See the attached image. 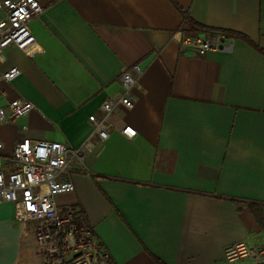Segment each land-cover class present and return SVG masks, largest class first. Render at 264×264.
I'll return each instance as SVG.
<instances>
[{
    "label": "crops",
    "instance_id": "crops-1",
    "mask_svg": "<svg viewBox=\"0 0 264 264\" xmlns=\"http://www.w3.org/2000/svg\"><path fill=\"white\" fill-rule=\"evenodd\" d=\"M177 2L184 13L171 0H41L30 23L41 49L0 52V71L21 69L0 85V104H35L0 125L3 154L24 138L80 146L90 115L121 95L122 72L138 64L134 107L112 115L109 139L86 157L90 171L75 164V191L59 203L82 208L113 264H250L224 251L264 245L248 205L264 203V0ZM186 14L237 35L226 49L182 50L171 35ZM26 233L14 204L0 202V264H26Z\"/></svg>",
    "mask_w": 264,
    "mask_h": 264
},
{
    "label": "built area",
    "instance_id": "built-area-1",
    "mask_svg": "<svg viewBox=\"0 0 264 264\" xmlns=\"http://www.w3.org/2000/svg\"><path fill=\"white\" fill-rule=\"evenodd\" d=\"M44 11L41 0H0V52L9 46L27 55L38 52L41 45L30 23ZM227 38L221 31L193 35L180 29L171 35V40L182 50L192 49L202 55L211 49L229 47ZM20 73L18 66L0 71V85ZM143 73L138 64L124 69L120 76L121 95L105 100L100 106L101 115H90L93 128L78 147L24 138L15 144L12 154L4 155V143L0 140V202L14 204L15 219L19 223L34 224L31 230H26L25 238L34 264H113L101 239L82 219V208L76 203L61 205L58 197L75 191V183L70 178L75 164L90 171L86 157L99 143L109 139L112 115L121 108L134 107V90ZM0 95H5L1 88ZM34 107L32 101L24 98L6 100L0 104V125L17 122ZM122 133L132 138L136 131L126 126ZM224 254L230 263L249 260L250 264H264V245L237 241L227 245Z\"/></svg>",
    "mask_w": 264,
    "mask_h": 264
},
{
    "label": "trees",
    "instance_id": "trees-1",
    "mask_svg": "<svg viewBox=\"0 0 264 264\" xmlns=\"http://www.w3.org/2000/svg\"><path fill=\"white\" fill-rule=\"evenodd\" d=\"M174 5L184 13L182 7L180 6V4L177 2V0H171ZM183 31L187 34H201V33H207L210 32L211 30H213V28L207 27L201 23H199L197 20H195L193 17H191L189 14H186L185 16V22L182 26ZM221 32H224L226 35L228 36H232L235 33L231 32V31H227V30H218ZM237 35V34H235ZM239 35V34H238ZM241 36V38H243L244 40H246L248 43L252 44V41L243 35H239ZM256 46V45H255ZM256 48L258 50H260L261 52L264 53V50L262 48H260L259 46H256ZM236 204L239 203L238 200H233ZM249 207L256 219V221L258 222L259 226L263 229L264 228V203H260V202H250ZM82 219H86L85 214L82 216ZM110 261L112 262V259L110 258Z\"/></svg>",
    "mask_w": 264,
    "mask_h": 264
},
{
    "label": "rangeland",
    "instance_id": "rangeland-1",
    "mask_svg": "<svg viewBox=\"0 0 264 264\" xmlns=\"http://www.w3.org/2000/svg\"><path fill=\"white\" fill-rule=\"evenodd\" d=\"M21 224H22V223H21ZM33 226H34V224L31 223V222L25 224V228H26V230H29V229L31 230ZM25 236H26V234H25ZM27 237H28V235H27ZM22 247H23V251L27 254V255H26V264H34V261H33L32 255H31V253H30V249H29V247L26 245L25 241L23 242ZM239 261H241V260H239ZM244 261H248V262H249V260H244Z\"/></svg>",
    "mask_w": 264,
    "mask_h": 264
}]
</instances>
